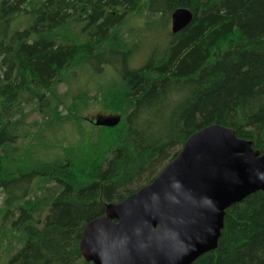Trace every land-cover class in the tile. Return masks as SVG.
Listing matches in <instances>:
<instances>
[{
    "label": "trees",
    "instance_id": "16d2710c",
    "mask_svg": "<svg viewBox=\"0 0 264 264\" xmlns=\"http://www.w3.org/2000/svg\"><path fill=\"white\" fill-rule=\"evenodd\" d=\"M177 8L190 24L132 68L123 28ZM93 105L118 123L85 120ZM213 124L264 154V0H0V264H90L84 227ZM192 264H264V193Z\"/></svg>",
    "mask_w": 264,
    "mask_h": 264
},
{
    "label": "water",
    "instance_id": "95a60500",
    "mask_svg": "<svg viewBox=\"0 0 264 264\" xmlns=\"http://www.w3.org/2000/svg\"><path fill=\"white\" fill-rule=\"evenodd\" d=\"M192 17L174 10L170 32L186 28ZM256 192L264 193V154L233 129L207 126L149 184L108 204L104 216L84 227L81 256L90 264H192L216 249L225 211Z\"/></svg>",
    "mask_w": 264,
    "mask_h": 264
},
{
    "label": "rangeland",
    "instance_id": "374dc122",
    "mask_svg": "<svg viewBox=\"0 0 264 264\" xmlns=\"http://www.w3.org/2000/svg\"><path fill=\"white\" fill-rule=\"evenodd\" d=\"M166 18L157 19L150 23L151 26L149 28L147 26L143 27V21L135 20L132 21L129 26L123 28L124 36L128 37V31L136 33L138 38L140 39L138 44L135 47V52L133 53L132 60H131V67L135 69L142 68L146 60L151 52H158V48L156 47H165L168 34H170V21L168 25L166 24ZM163 44V46H161ZM159 47V48H160ZM112 74L110 71H107L105 76L102 77L103 80H110L112 78ZM64 89L62 88L61 91ZM81 115L90 122L95 121L96 119H111L115 116L111 115L110 113H105L102 109L98 108L96 105L90 106L85 112L81 113ZM38 116L33 115L29 117L28 122L37 121ZM71 129L70 126H68ZM68 128H65L63 132H68ZM51 153V152H50ZM4 198V193L0 190V207L2 206V201ZM8 257H4L3 261H7Z\"/></svg>",
    "mask_w": 264,
    "mask_h": 264
}]
</instances>
